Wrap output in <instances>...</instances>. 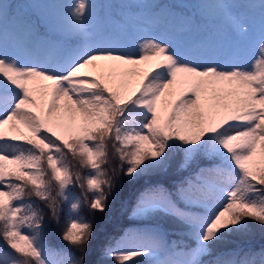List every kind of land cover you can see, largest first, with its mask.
Returning a JSON list of instances; mask_svg holds the SVG:
<instances>
[{
    "label": "snow or ice",
    "instance_id": "obj_1",
    "mask_svg": "<svg viewBox=\"0 0 264 264\" xmlns=\"http://www.w3.org/2000/svg\"><path fill=\"white\" fill-rule=\"evenodd\" d=\"M170 162L101 260L264 264L217 250L264 233V0H0V264H100L82 213Z\"/></svg>",
    "mask_w": 264,
    "mask_h": 264
},
{
    "label": "trees",
    "instance_id": "obj_2",
    "mask_svg": "<svg viewBox=\"0 0 264 264\" xmlns=\"http://www.w3.org/2000/svg\"><path fill=\"white\" fill-rule=\"evenodd\" d=\"M13 2L23 3L26 0H13ZM99 2V0H98ZM183 2H191V0H183ZM35 20L36 17H33ZM42 24V22H41ZM198 35H193L190 40H196ZM188 173L184 170H179L173 163H169L165 169L158 173H150L146 176L139 177L135 180H128L122 177V183L111 194L107 202V210L104 212L82 213L86 214L93 225V238L89 246V259L93 262H100V264H115L111 259L101 260V250L108 244H114L124 236L126 231L137 228L139 225L131 216V206L136 196L150 184H160L168 190L173 189L175 181ZM63 219L61 226H58L55 221H48L46 226V241L49 247L60 248L66 247L64 242L60 240V233L62 231ZM164 227L167 231H171L172 225L169 221H164ZM169 241L179 240L180 237L169 235ZM128 243L135 244L136 241L129 237ZM251 247L259 251L264 248V233L258 227H253L248 238L239 240L236 238H228L225 242L217 246L218 251L226 249H239ZM145 257H133V264H146ZM207 259V258H205Z\"/></svg>",
    "mask_w": 264,
    "mask_h": 264
},
{
    "label": "rangeland",
    "instance_id": "obj_3",
    "mask_svg": "<svg viewBox=\"0 0 264 264\" xmlns=\"http://www.w3.org/2000/svg\"><path fill=\"white\" fill-rule=\"evenodd\" d=\"M199 39H201V37H198L196 40H199Z\"/></svg>",
    "mask_w": 264,
    "mask_h": 264
}]
</instances>
